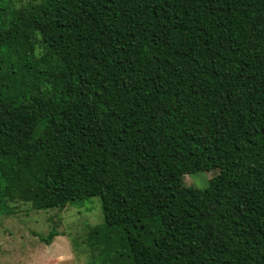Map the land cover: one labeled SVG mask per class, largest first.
Wrapping results in <instances>:
<instances>
[{
  "label": "trees",
  "instance_id": "obj_1",
  "mask_svg": "<svg viewBox=\"0 0 264 264\" xmlns=\"http://www.w3.org/2000/svg\"><path fill=\"white\" fill-rule=\"evenodd\" d=\"M91 197L130 264H264V0L0 1V215Z\"/></svg>",
  "mask_w": 264,
  "mask_h": 264
},
{
  "label": "rangeland",
  "instance_id": "obj_2",
  "mask_svg": "<svg viewBox=\"0 0 264 264\" xmlns=\"http://www.w3.org/2000/svg\"><path fill=\"white\" fill-rule=\"evenodd\" d=\"M0 1L10 2L17 10L40 0ZM203 174L211 178L217 171ZM204 182L201 174L182 177L183 185L188 187L202 188ZM10 208V214L0 215V264H101L104 257H116L120 264H130L117 247L116 235L107 237L103 229L93 231L102 224L97 197L60 210L35 211L29 209L28 203L20 201L10 203ZM51 230L57 235L45 245L39 237Z\"/></svg>",
  "mask_w": 264,
  "mask_h": 264
}]
</instances>
